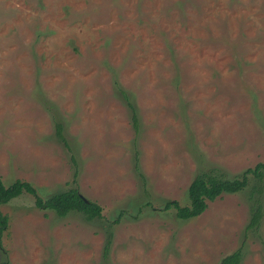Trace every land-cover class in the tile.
I'll use <instances>...</instances> for the list:
<instances>
[{"label":"rangeland","instance_id":"obj_1","mask_svg":"<svg viewBox=\"0 0 264 264\" xmlns=\"http://www.w3.org/2000/svg\"><path fill=\"white\" fill-rule=\"evenodd\" d=\"M263 163L264 0H0V264H264V177L171 207Z\"/></svg>","mask_w":264,"mask_h":264},{"label":"trees","instance_id":"obj_2","mask_svg":"<svg viewBox=\"0 0 264 264\" xmlns=\"http://www.w3.org/2000/svg\"><path fill=\"white\" fill-rule=\"evenodd\" d=\"M130 108L132 106L129 104ZM133 112L135 114V110L133 109ZM134 119V116H133ZM135 121V120H134ZM56 131L57 135L60 136L65 143L63 134H62V127L61 124H56ZM242 176L239 177V179H235L233 181L229 180H222L218 175L213 171L210 173H205L201 176H198L194 179V181L190 184L188 188V198H189V206H183L180 207L178 204H175V207L171 206L177 213L186 214V219H190L192 217L197 216L201 210L205 208L206 201H212L215 196L217 195L216 192L212 191L211 188L216 186L220 189V186L222 189L225 190V192H239L242 188H245L251 180L250 177L257 178V184L261 186L263 177H264V163L256 165L254 168H248L246 169L242 174ZM244 180L243 185L241 184L235 185V187L230 188L229 186L232 184L241 183V181ZM74 184L76 182H73ZM24 191L32 192L29 184H25L21 181H15L13 184L10 185L9 188H5L0 183V206L7 203L13 198L18 197L20 194H22ZM261 189L259 190V192ZM36 194V193H35ZM36 205L41 207L43 206V201L36 197ZM172 205V203H171ZM50 208L53 209L58 214L62 215L67 212L76 211L78 213H81L84 218L88 221L93 219H99L102 217L101 215V208L91 202L84 200L80 195L78 194L77 189L69 190L68 192L60 195H55L54 198H52L50 203ZM257 210L255 211L257 214L255 215L253 219V224L257 223L258 221V213L261 208L260 203H256ZM171 209V208H168ZM8 226V217L4 215L0 210V237L3 234V232L7 229ZM255 226V225H254ZM240 257L238 256H227L223 259L222 264H238Z\"/></svg>","mask_w":264,"mask_h":264}]
</instances>
